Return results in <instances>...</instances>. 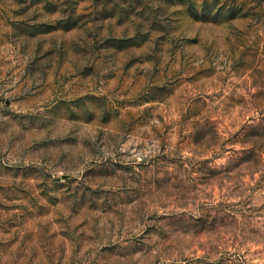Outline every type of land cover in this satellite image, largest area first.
<instances>
[{
  "label": "rangeland",
  "instance_id": "obj_1",
  "mask_svg": "<svg viewBox=\"0 0 264 264\" xmlns=\"http://www.w3.org/2000/svg\"><path fill=\"white\" fill-rule=\"evenodd\" d=\"M0 264H264V0H0Z\"/></svg>",
  "mask_w": 264,
  "mask_h": 264
}]
</instances>
